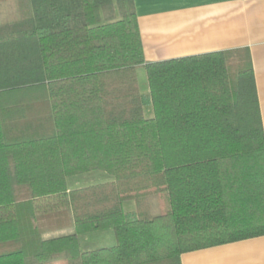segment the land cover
Listing matches in <instances>:
<instances>
[{
    "label": "trees",
    "instance_id": "trees-1",
    "mask_svg": "<svg viewBox=\"0 0 264 264\" xmlns=\"http://www.w3.org/2000/svg\"><path fill=\"white\" fill-rule=\"evenodd\" d=\"M19 7L0 25V264H181L264 235V128L247 49L147 61L135 0ZM92 170L113 179L68 189ZM55 226L74 231L45 238ZM106 228L115 245L80 249V234Z\"/></svg>",
    "mask_w": 264,
    "mask_h": 264
},
{
    "label": "crops",
    "instance_id": "crops-1",
    "mask_svg": "<svg viewBox=\"0 0 264 264\" xmlns=\"http://www.w3.org/2000/svg\"><path fill=\"white\" fill-rule=\"evenodd\" d=\"M19 1L0 0V25L21 18ZM135 6L147 61L247 49L264 128V0H135ZM133 203L134 208L128 212L135 210ZM73 231L56 227L43 236L50 238ZM93 249L97 248L81 250ZM181 264H264V235L183 253Z\"/></svg>",
    "mask_w": 264,
    "mask_h": 264
},
{
    "label": "rangeland",
    "instance_id": "rangeland-1",
    "mask_svg": "<svg viewBox=\"0 0 264 264\" xmlns=\"http://www.w3.org/2000/svg\"><path fill=\"white\" fill-rule=\"evenodd\" d=\"M137 78L139 89L141 91H148L149 84L147 80V73L144 66L137 68ZM144 113L147 116L153 114L152 105H147L144 107ZM113 176L103 170H92L88 172L81 173L77 176H70L67 179L68 188L88 186L92 184L106 182L112 180ZM124 210L129 211L134 208L133 201H126L124 203ZM80 246L81 249H92L102 246H112L116 244L115 232L112 228L101 229L98 231H92L88 233H82L80 235Z\"/></svg>",
    "mask_w": 264,
    "mask_h": 264
}]
</instances>
